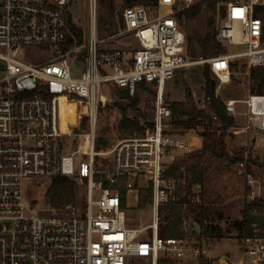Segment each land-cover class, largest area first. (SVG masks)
Listing matches in <instances>:
<instances>
[{
  "label": "built area",
  "instance_id": "1",
  "mask_svg": "<svg viewBox=\"0 0 264 264\" xmlns=\"http://www.w3.org/2000/svg\"><path fill=\"white\" fill-rule=\"evenodd\" d=\"M214 1L222 21L218 40L246 50L230 54L226 48L221 56L191 60L179 17ZM71 2L0 0V264H166L188 258L194 264H264V195L256 156L248 151L231 164L248 188L247 205L252 207L239 262L213 257L210 238L164 240L159 235L162 208L189 209L202 203L201 187L188 190L184 172L169 176L175 161L193 151L187 138L174 134L165 87L178 72L199 64L209 65L220 88L232 83L235 61H245L249 69L264 68V0H157L154 10L136 5L124 10L120 33L105 39L98 35L97 0H90V35L82 47L67 26ZM127 38L136 42L131 57L110 49ZM39 48L64 51L54 60L36 63L27 53ZM142 84L158 89L153 124L143 136L98 153L96 126L105 93L116 88L134 97ZM65 99L86 109L91 126L70 154H64L65 140L73 136L62 130ZM211 102L207 97L203 110ZM239 104L246 107V125L230 130L243 132L252 147L264 149V95L226 101L228 116L240 115ZM84 143L87 151H82ZM105 157H111V165L101 172L97 161ZM58 177L86 183L84 216H41L27 203L26 181ZM143 181L153 190L148 205L153 222L134 229L128 225L120 187L124 183L134 190ZM148 231L151 241L145 237Z\"/></svg>",
  "mask_w": 264,
  "mask_h": 264
},
{
  "label": "rangeland",
  "instance_id": "2",
  "mask_svg": "<svg viewBox=\"0 0 264 264\" xmlns=\"http://www.w3.org/2000/svg\"><path fill=\"white\" fill-rule=\"evenodd\" d=\"M100 1L97 0V25L98 35L100 39H105L109 35L104 34V16L100 8ZM146 0H140V5ZM221 2V1H218ZM201 10L196 19H184L182 30L187 35L194 32L202 35L218 32L220 25H222L221 14L217 8V2H208L200 5ZM115 19L113 21L115 31L117 34L123 28L121 19L123 18L124 7L123 0H115ZM195 9V8H194ZM70 12L73 15L74 22L82 29L87 37L90 35V0H72L70 4ZM186 13V12H185ZM264 19V11H263ZM103 20V21H102ZM135 40L127 38L121 43L115 44L110 49H120L127 57H131L132 50L136 48ZM223 46L228 49L230 54H237L246 50L245 47L231 46L228 43H223ZM194 52L199 54V49L193 46ZM63 49H34L27 53V57L36 63H45L58 58ZM216 52L213 53V56ZM237 68L233 71L232 83L227 87H219L218 80L214 75L212 79L217 83L216 97L220 101H228V99L245 101L251 95V80L250 71L246 62L238 60L234 62ZM78 68H83L80 64ZM205 64H199L189 67L177 73L173 81L167 83L164 92V98L168 105L174 103H186L187 90L192 94V98L196 107L203 110L204 100L207 98L205 89L206 81L204 77ZM146 85V84H145ZM109 93H105L106 100L101 104L98 113V122L96 126V146L98 142H102L104 146L102 150L106 152L112 150L118 143L128 139L138 138L143 136L144 130L153 124L155 103L158 97V89L156 85L141 88L138 90L133 100H123L120 94L123 92L116 88H111ZM183 101V102H182ZM238 112L243 114L246 112V107L243 104L238 105ZM61 116H62V130L65 133L73 134L65 140L64 154H70L81 146L82 136L89 133L91 126L87 116L86 109L81 107L77 102L62 100L61 101ZM130 119L139 124L141 131L133 130L131 132H123L121 130V120ZM173 123V122H172ZM245 119L239 115L235 119V127L238 129L245 125ZM218 127V126H217ZM215 127V129H217ZM174 134L184 136L189 141V147L193 152L199 151L203 147V139L201 134L204 132L202 128L194 130H184L173 125ZM239 132V134H235ZM229 135H232L230 142L231 150L248 151L252 156H256L255 166L256 174L262 182V194L264 195V171L258 168L259 165H264V155H259L257 151L250 145V138L243 132L237 130H229ZM264 154V151H261ZM98 170L105 172L110 168L111 157L99 158L97 161ZM76 184V203L73 206L65 209L53 208L47 197V192L52 185V180H28L25 184V195L27 203L30 207L41 216H71L73 214L84 216L86 212V183L81 182L77 178H70ZM212 188L209 189V197L212 198V205L209 214L211 225L217 226L221 229L220 237L211 238L212 241V256L216 259L227 256L233 261L239 262L243 253L242 237L244 230L239 229L236 225L242 223L245 219V209L247 206V199L244 195V185L233 173L222 171L216 180L212 183ZM150 187L146 181L136 183L134 190H127V203L125 210L128 216V225L130 228L139 229L147 227L152 224L153 217L148 206L145 209H138L139 196L146 195ZM217 195H221L224 202H217ZM161 223V221H160ZM194 217L186 218V237L193 241L201 240L203 237H196L193 234ZM199 228V227H198ZM200 233V231H199ZM198 233V234H199ZM146 239L151 241L152 231L146 233ZM165 260V259H164ZM166 264H194L191 258L184 262H176L169 260ZM134 264H150L148 260H136Z\"/></svg>",
  "mask_w": 264,
  "mask_h": 264
},
{
  "label": "trees",
  "instance_id": "3",
  "mask_svg": "<svg viewBox=\"0 0 264 264\" xmlns=\"http://www.w3.org/2000/svg\"><path fill=\"white\" fill-rule=\"evenodd\" d=\"M140 0H123L124 7L129 8L136 5H140ZM157 0H146L141 5L155 9ZM100 8L104 18V34L113 35L115 31L114 19H115V0H101ZM201 7H195L190 11L180 15L179 20L181 25L184 24V19H196L199 15ZM67 26L72 35L76 39L77 46L82 47L86 44L87 34L80 29L74 22L73 15L70 10L66 14ZM103 21V20H102ZM123 23V18L121 19ZM218 32H214L207 35L194 32L188 33L187 47L188 54L191 60H208L214 57L221 56L227 52V49L218 40ZM71 42L68 46H73ZM193 46L199 49V54L194 52ZM49 49V48H43ZM216 55L213 56V53ZM237 68L236 65H232V72ZM212 71L209 65H205V81L206 89L205 93L208 98L212 99L211 104L206 110H199L192 98V94L187 90L186 103H174L170 107L172 112L173 125L182 128L184 130H194L202 128L204 132L201 134L203 139V147L201 150L193 152L185 158L178 159L172 165L169 172V176L177 178L178 174L185 173L187 181V189L192 190L196 186L201 187V199L202 203L193 208L183 209L176 206H167L161 209V223L159 225V235L161 239H177L181 240L186 238V218L194 217L193 234L196 237L214 238L220 237L221 229L217 226H213L209 220V214L211 210L212 198L209 197V189L212 188V183L216 180L222 171L233 173L238 177L236 172L231 168V164L243 159L245 152L243 150H231L230 142L232 141V135H229V130L235 127V119L228 116L226 112L225 104L216 97L217 83L212 79ZM251 95H264V68L251 69ZM146 87L145 84L141 85V88ZM123 100H133L130 94L123 91L120 94ZM74 100V99H73ZM212 114V115H211ZM214 117L217 120H214ZM218 126V127H217ZM217 127V129H215ZM121 130L123 132H131L133 130L141 131L139 124L130 120H121ZM106 148L102 142L97 143L98 153L106 152L102 149ZM255 162V161H253ZM255 164V163H254ZM256 165V164H255ZM258 168H262L264 171V165H259ZM239 178V177H238ZM240 179V178H239ZM242 180V179H240ZM243 182V180H242ZM244 185V195L247 197L248 188ZM121 194L123 196V208L125 209L127 203V189L124 183L120 187ZM146 192V195L139 196L138 209H145L151 202L153 196L152 187ZM47 197L53 208L65 209L73 206L76 203V184L75 181L68 177H58L52 180V185L47 192ZM217 202H224L221 195H217ZM252 207L247 205L245 209V219L242 223L236 226L239 229H247L252 222L250 217V211ZM195 225L199 227L200 233L195 232Z\"/></svg>",
  "mask_w": 264,
  "mask_h": 264
},
{
  "label": "crops",
  "instance_id": "4",
  "mask_svg": "<svg viewBox=\"0 0 264 264\" xmlns=\"http://www.w3.org/2000/svg\"><path fill=\"white\" fill-rule=\"evenodd\" d=\"M228 100H232V99H228ZM182 102H183V101H182ZM225 102H226V101H223L224 104H225ZM178 103H181V102H178ZM238 108H239V107L237 106V109H238ZM245 113H246V112H244L243 114H240V115L245 119V122H247V118H246V116H244ZM234 119H236V118H234ZM245 125H246V123H245ZM245 125H244V126H245ZM253 148H254L255 151H257V152L259 153V155H264V154H262V152H261V151H264V149H263L262 147L256 145V146H253Z\"/></svg>",
  "mask_w": 264,
  "mask_h": 264
},
{
  "label": "bare ground",
  "instance_id": "5",
  "mask_svg": "<svg viewBox=\"0 0 264 264\" xmlns=\"http://www.w3.org/2000/svg\"><path fill=\"white\" fill-rule=\"evenodd\" d=\"M88 149V143H84L82 146V151H87Z\"/></svg>",
  "mask_w": 264,
  "mask_h": 264
},
{
  "label": "water",
  "instance_id": "6",
  "mask_svg": "<svg viewBox=\"0 0 264 264\" xmlns=\"http://www.w3.org/2000/svg\"><path fill=\"white\" fill-rule=\"evenodd\" d=\"M195 232L198 234L199 233V228L197 225H195Z\"/></svg>",
  "mask_w": 264,
  "mask_h": 264
}]
</instances>
